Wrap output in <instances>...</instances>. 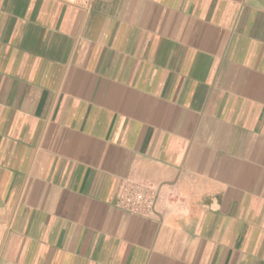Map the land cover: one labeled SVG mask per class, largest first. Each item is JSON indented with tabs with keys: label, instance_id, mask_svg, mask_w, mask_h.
Instances as JSON below:
<instances>
[{
	"label": "crops",
	"instance_id": "1",
	"mask_svg": "<svg viewBox=\"0 0 264 264\" xmlns=\"http://www.w3.org/2000/svg\"><path fill=\"white\" fill-rule=\"evenodd\" d=\"M0 264H264V0H0Z\"/></svg>",
	"mask_w": 264,
	"mask_h": 264
},
{
	"label": "built area",
	"instance_id": "2",
	"mask_svg": "<svg viewBox=\"0 0 264 264\" xmlns=\"http://www.w3.org/2000/svg\"><path fill=\"white\" fill-rule=\"evenodd\" d=\"M61 2L90 9L95 0H59ZM157 190L147 182L125 180L115 202L117 208L140 215L152 217L156 213Z\"/></svg>",
	"mask_w": 264,
	"mask_h": 264
}]
</instances>
